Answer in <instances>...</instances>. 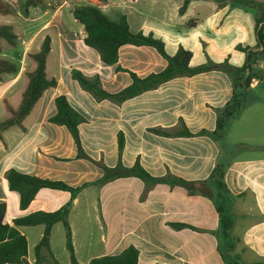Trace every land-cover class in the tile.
I'll return each instance as SVG.
<instances>
[{
  "label": "crops",
  "instance_id": "crops-1",
  "mask_svg": "<svg viewBox=\"0 0 264 264\" xmlns=\"http://www.w3.org/2000/svg\"><path fill=\"white\" fill-rule=\"evenodd\" d=\"M22 1L14 4L16 13L0 14L8 16L0 23L11 24L18 35L16 46L4 42L0 58L19 63L16 74H4L0 81V120L8 119L5 101L19 107L28 83L26 73L36 67L30 54L41 49L46 37L51 40L47 76L57 78L58 84L45 91L25 119V129L13 125L0 137V203L7 205L5 222L14 225L15 219L38 211H57L73 199L67 220L80 264L118 255L130 246L139 250L138 264H228V255L244 264L263 262L264 99L254 101L261 106L252 114L250 106L244 109L245 96L253 89L233 83H238L237 72L212 69L176 77L122 104L96 100L71 75L72 69L99 75L106 90L119 92L132 83L129 71L144 78L168 64L155 47L135 44L122 45L118 63L106 64L84 42L86 31L74 17L73 3L98 5L115 20L126 15L133 32L162 39L169 54H176L180 46L191 50L193 67L208 58L216 63L229 58L233 66L243 67L244 49L257 44V14L231 2L219 7L214 0H191L183 14L179 10L184 0H44L26 11ZM117 66L129 71H119ZM59 95H65L88 120L79 126L85 152L109 167L118 163L120 132L126 140L123 164L131 167L139 158L154 177L170 172L199 185L218 163L228 164L224 195L234 220L229 235L221 237L220 214L209 196L163 181L148 185L135 176L100 183L105 170L78 157L65 124L49 121L57 111ZM229 101L233 115L221 136H163L150 130L179 129L183 119L194 133L215 131L217 109ZM11 168L82 188L74 198L70 191L42 188L22 209L20 194L9 188L5 177ZM18 229L27 238L30 264H38V257L40 264H72L61 221L51 230L54 258L45 248L36 252L45 224L19 225Z\"/></svg>",
  "mask_w": 264,
  "mask_h": 264
},
{
  "label": "trees",
  "instance_id": "trees-1",
  "mask_svg": "<svg viewBox=\"0 0 264 264\" xmlns=\"http://www.w3.org/2000/svg\"><path fill=\"white\" fill-rule=\"evenodd\" d=\"M219 7H223L226 3L231 2L234 5H239L246 10H253L257 14V25L260 21H264V0H214ZM44 0H23L22 7L28 10L30 7H35L42 4ZM191 0H184L179 12L185 13ZM74 17L84 25L86 36L84 42L95 48L101 59L108 65H116L119 61V48L124 44L135 45H149L155 47L158 52L168 61L166 68L160 72H153L146 77H140L136 73L131 72L117 66L119 71H129L132 77V83L119 92H109L105 89L103 82L99 75L87 76L78 69H72L71 75L73 79L77 80L79 85L86 91L90 92L96 100H111L117 104H122L126 100L136 97L146 91L156 89L163 83L170 81L180 76H193L197 73L208 70H221L227 73L237 72L243 74L241 81H233L234 84L247 87L248 81H245V72L253 66V59L255 53L252 51L253 47L244 49L246 54V62L243 67H235L226 58L222 63H216L208 58V61L202 65L193 67L191 59L193 52L180 46L177 53L171 55L166 50L165 42L155 37L152 33L145 34L142 31L133 32L126 15H120L118 19H112L106 14L98 5L91 3L77 4L73 3ZM17 12V6L8 0H0V14L8 15ZM257 43L260 41L262 34L256 28ZM4 42L10 46H16L18 42V35L14 31L11 24L0 23V53L3 52ZM241 49V47H240ZM51 50V40L46 37L41 45V49L36 53H31L30 56L35 60L36 67L32 71H28V83L22 93V100L19 107L14 108L5 101V109L8 113V119L0 120V137L2 132L13 125H18L25 129L23 123L27 116L32 112L37 102L41 99L45 91L49 88L55 87L58 84V79L47 76V57ZM19 63L5 58H0V81L4 74H16L19 70ZM234 98V97H233ZM57 107L56 113L49 118V121L55 124L64 125L71 132L78 150L79 158L89 159L100 165L105 171L104 175L99 181L105 183L120 177H139L148 185L159 182H167L172 185H181L186 187L190 192L209 196L216 204L220 214L221 223L220 235L221 237L228 236L229 231L233 226L234 220L232 216L226 212L227 200L222 193L227 188L225 183V173L228 164L218 163L213 173L209 178L199 181L197 185L194 181L185 180L181 177L168 173L166 176L154 177L141 164L138 158L135 164L127 167L123 164V151L125 148V136L123 132L118 135V150L119 159L116 166L109 167L103 161H96L91 158L84 150L79 126L88 121L80 112H78L68 101L65 95H59L55 98ZM231 101L221 108L217 109L219 120L217 129L215 131L203 129L199 132H192L187 127L183 119L179 122V129H165L164 127H154L150 130L156 134L163 136H194V135H210L221 136L222 129L227 123V119L233 115ZM264 149V147H263ZM6 180L11 190L17 191L20 194V206L26 209L36 194L42 188H52L70 191L72 198L78 194L82 187H72L61 180H51L48 178H41L39 176L29 175L11 168L5 173ZM220 197V199H219ZM73 204V199L65 206L54 212L38 211L24 217L14 220V225L5 222L7 205L4 202L0 203V264H30L27 260L28 244L26 236L18 229L19 225H37L45 224V231L43 238L36 247L37 254L42 248H45L50 257L54 258L50 248L51 230L55 223L62 222L67 237V248L70 252L71 263L80 264L75 255V248L73 245L72 231L68 217ZM176 227H184V224H174ZM227 250V249H226ZM229 256V257H228ZM226 256L228 264H244L236 260L231 255ZM139 250L135 246H130L118 255L103 256L94 258L90 264H138ZM38 264L40 259L38 257ZM252 264H264L263 262H255Z\"/></svg>",
  "mask_w": 264,
  "mask_h": 264
},
{
  "label": "built area",
  "instance_id": "built-area-1",
  "mask_svg": "<svg viewBox=\"0 0 264 264\" xmlns=\"http://www.w3.org/2000/svg\"><path fill=\"white\" fill-rule=\"evenodd\" d=\"M11 1L14 4L18 3V0ZM256 28L262 36L260 41L252 50L256 54L253 59V66L250 67L244 74L245 81L249 78L247 85L249 89H255L258 86L264 87V21H260Z\"/></svg>",
  "mask_w": 264,
  "mask_h": 264
},
{
  "label": "rangeland",
  "instance_id": "rangeland-1",
  "mask_svg": "<svg viewBox=\"0 0 264 264\" xmlns=\"http://www.w3.org/2000/svg\"><path fill=\"white\" fill-rule=\"evenodd\" d=\"M251 11H253V10H251ZM253 12H255V11H253ZM2 17L3 18H5V17L8 18V16H2V15H0V21H1ZM237 76H238V80L241 81V77H243V74H239ZM256 99H264V87L263 86H258L257 88L248 91V93L245 96V99L243 101L245 103V108L244 109H246V108H248L250 106V108H249V111L251 112L250 114H252V111L255 108H257L256 106H261L260 104H256L257 102H254ZM262 102H264V101H262ZM239 108H237V109H239ZM0 111H1V109H0ZM235 124H233V127L235 126ZM222 193L225 194L224 191ZM219 199H220V197H219ZM226 212H229V209L228 208H226Z\"/></svg>",
  "mask_w": 264,
  "mask_h": 264
}]
</instances>
